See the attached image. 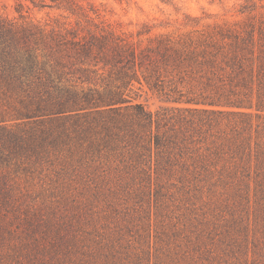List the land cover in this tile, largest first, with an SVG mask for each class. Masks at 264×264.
Listing matches in <instances>:
<instances>
[{
    "label": "trees",
    "instance_id": "16d2710c",
    "mask_svg": "<svg viewBox=\"0 0 264 264\" xmlns=\"http://www.w3.org/2000/svg\"><path fill=\"white\" fill-rule=\"evenodd\" d=\"M27 1L62 13L41 21L22 3L16 17L0 13L1 160L87 141L85 152L127 155L192 196L264 197V13L133 35L96 22L92 3ZM148 94L161 102L154 110ZM9 221L0 216V242ZM23 239L29 264H50L38 236Z\"/></svg>",
    "mask_w": 264,
    "mask_h": 264
},
{
    "label": "rangeland",
    "instance_id": "374dc122",
    "mask_svg": "<svg viewBox=\"0 0 264 264\" xmlns=\"http://www.w3.org/2000/svg\"><path fill=\"white\" fill-rule=\"evenodd\" d=\"M79 1L98 8L96 22L133 35L238 24L264 13V0H248L253 6L243 12L246 0ZM19 3L41 21L62 13L27 0H0V13L18 16ZM146 102L152 110L161 103L150 94ZM87 145L0 159V216L10 217L11 230L0 242V264H29L28 234L39 237L50 264H264V197L192 196L175 179L134 170L127 155L103 146L85 152Z\"/></svg>",
    "mask_w": 264,
    "mask_h": 264
}]
</instances>
